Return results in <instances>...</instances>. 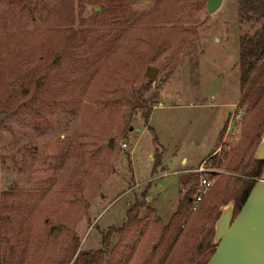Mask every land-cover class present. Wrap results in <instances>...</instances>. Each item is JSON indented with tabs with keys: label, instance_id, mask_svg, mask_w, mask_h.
Instances as JSON below:
<instances>
[{
	"label": "rangeland",
	"instance_id": "rangeland-1",
	"mask_svg": "<svg viewBox=\"0 0 264 264\" xmlns=\"http://www.w3.org/2000/svg\"><path fill=\"white\" fill-rule=\"evenodd\" d=\"M55 1L0 0V46L33 37ZM73 14L68 43L57 35L44 58L12 54L0 65V264H55L71 232L76 249L100 247L101 233L125 222L126 207L143 200L97 263L138 264L194 167L208 169L209 189L221 176H230L229 187L245 176L224 165L248 112L245 100L238 103V38L259 20L237 0H220L211 12L205 0H73ZM170 24L161 46L133 62L131 84L120 91L123 100L139 92L150 105L148 119L125 100L110 110L98 104L100 83L127 49L145 47L147 28ZM146 66L156 67L152 78L144 76ZM37 73L45 94L34 91ZM237 113L235 128H226ZM226 129L228 150L221 144ZM154 144L166 174L160 163L151 172ZM174 152L188 164L168 161Z\"/></svg>",
	"mask_w": 264,
	"mask_h": 264
},
{
	"label": "trees",
	"instance_id": "trees-1",
	"mask_svg": "<svg viewBox=\"0 0 264 264\" xmlns=\"http://www.w3.org/2000/svg\"><path fill=\"white\" fill-rule=\"evenodd\" d=\"M237 2L247 17L253 16L254 19L260 21L259 27L254 29L251 34L244 33L238 38L237 60L240 90L238 103H243L245 100L248 112L241 126L240 138L226 155L224 165L228 171L238 172L241 170V174L245 176L235 177V183L231 187H229L231 184L230 176L219 177L213 188L208 191L210 199L207 200L205 206L197 209L196 204L190 209L191 195L197 182V172H191L177 190L175 210L167 222L161 226L160 231L153 235V244L150 245V249L143 255L138 264H205L214 247L211 237L213 233L212 224L219 214L217 206L233 198V212H235L262 170L263 162L255 160L252 157V152L253 146L258 140L259 132L264 130V0H237ZM73 23V0H56L46 25L38 30L33 37L0 46V65L4 59L12 56V54L37 52L38 59L44 58L50 53L47 44L52 41L54 36L59 35L62 41L67 43L70 41ZM172 27L170 24L162 30L154 27L147 28L150 35L147 36V40L145 38V47H139L136 50L127 49L123 58L117 61V68L110 70L109 76L107 75L103 79L107 84L103 81L100 83L98 104L103 107L106 106L107 110H110L125 100L127 104H131L132 109H143L141 117L144 121L148 119L151 108L139 95V92L134 95L133 100L129 98L123 100L120 97V91L124 86L131 84V79L135 75L133 62L138 63L144 51L150 53L154 48L161 46L163 35ZM128 48H130L129 45ZM131 55L132 58H129ZM41 78V73L34 75V91L45 94L48 90L44 88ZM153 140L155 141L154 138ZM153 146L151 172L159 164L161 155V149L155 144ZM106 147L112 152L113 149L110 148L108 141ZM142 205L143 200H140L134 201L126 207L125 213L128 218L119 226L109 225L101 233L100 247L87 250L76 249L79 239L76 233L71 232L69 237L66 236V241L60 249L55 264H67L71 257L73 258L70 264H97L100 257L109 250L111 235L115 232L122 234L130 221L135 220V217L128 213ZM180 220L183 221L180 222ZM210 220L211 223L205 230L204 225ZM53 227V225L50 226L47 231L52 232ZM206 231H209V235L205 234ZM199 235L201 236L199 237Z\"/></svg>",
	"mask_w": 264,
	"mask_h": 264
},
{
	"label": "water",
	"instance_id": "water-1",
	"mask_svg": "<svg viewBox=\"0 0 264 264\" xmlns=\"http://www.w3.org/2000/svg\"><path fill=\"white\" fill-rule=\"evenodd\" d=\"M219 2L205 0V10L213 11ZM155 73L153 66L143 72L147 78ZM111 141L109 137L110 146ZM252 157L263 162L262 170L235 212L233 198L217 207L211 237L214 247L205 264H264V130L259 132Z\"/></svg>",
	"mask_w": 264,
	"mask_h": 264
},
{
	"label": "built area",
	"instance_id": "built-area-1",
	"mask_svg": "<svg viewBox=\"0 0 264 264\" xmlns=\"http://www.w3.org/2000/svg\"><path fill=\"white\" fill-rule=\"evenodd\" d=\"M238 118H239V113H237L236 115L234 114L233 117H231L228 120L226 128H229V129L235 128V123L238 120ZM229 132H232V130ZM227 134H228V131L226 129V132L224 133L221 139V144L224 145L223 149L225 150H228L229 148V144L227 143V141L229 140L230 137ZM119 146L122 148L125 147L126 142L124 140L120 141ZM193 170L197 172V176H196L197 182L193 190V193L191 195L192 197H191L190 209H192L195 206V204L202 199L203 195L207 192V190L209 189V186L212 183V179L206 173L208 169L203 167V165L200 164L194 167Z\"/></svg>",
	"mask_w": 264,
	"mask_h": 264
},
{
	"label": "crops",
	"instance_id": "crops-1",
	"mask_svg": "<svg viewBox=\"0 0 264 264\" xmlns=\"http://www.w3.org/2000/svg\"><path fill=\"white\" fill-rule=\"evenodd\" d=\"M229 111H227L226 112V114L228 113ZM226 114L223 116V118L221 119V121H220V125L222 124V122H223V120H224V118H225V116H226ZM220 125H217L218 127H216V129H215V133H214V137H215V134L218 132V130L220 129L219 127H220ZM210 147V146H209ZM208 147V148H209ZM174 158H178V163H180V164H182L181 162L183 161L184 162V164L183 165H187L188 163H187V158H186V156H184L183 154H179V153H175L174 152V154H172L171 155V157L170 158H168V161H171L172 159H174ZM163 160V159H162ZM162 160H160V166L159 167H165L164 168V170L162 171V174H166L167 173V170H166V164L164 163V162H162ZM179 170L178 169H174L173 171H172V173H174V172H178ZM180 172V171H179Z\"/></svg>",
	"mask_w": 264,
	"mask_h": 264
}]
</instances>
